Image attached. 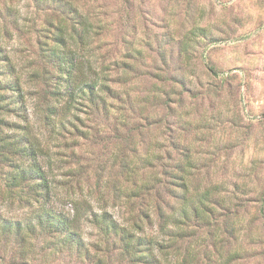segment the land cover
<instances>
[{
    "label": "rangeland",
    "instance_id": "374dc122",
    "mask_svg": "<svg viewBox=\"0 0 264 264\" xmlns=\"http://www.w3.org/2000/svg\"><path fill=\"white\" fill-rule=\"evenodd\" d=\"M63 47L98 105L51 94ZM29 141L43 190L9 185ZM101 215L148 264H264V0H0V264H129Z\"/></svg>",
    "mask_w": 264,
    "mask_h": 264
},
{
    "label": "trees",
    "instance_id": "16d2710c",
    "mask_svg": "<svg viewBox=\"0 0 264 264\" xmlns=\"http://www.w3.org/2000/svg\"><path fill=\"white\" fill-rule=\"evenodd\" d=\"M74 24L81 26V31L78 32V37L80 40H83L85 38L84 34L87 33V21L84 22L76 19ZM58 43L60 44L62 41L58 40ZM48 56L60 61L59 70L62 67L65 69H61V72H65V74L61 82L58 83L54 90H52V95L57 99H62L67 102V104H72L75 101L74 99L76 96H87L92 104L98 105L101 92L105 91L106 84L97 80L91 82L90 78L86 76V66L84 65V62L88 61L83 58L80 59L73 49L65 50L64 47L61 48L57 57H54L53 54H48ZM57 109V105H54L50 108L49 113H56ZM22 137H24V135H22ZM5 149L11 150L13 153L19 152L18 156H24L23 161L29 162L27 166L29 167V170L28 172L26 171L27 175L25 172L22 174L19 172L15 173L9 181V185L18 187L20 181H22V183L25 182L26 185H29L32 181L35 182V186L37 185L38 188H42V190L49 187L47 177L45 176L46 174H44L41 165L38 164L36 159L37 150L30 141L22 147H16L15 145L10 144ZM30 161L32 163H30ZM43 209L45 208H40L42 211L39 213L42 214L38 219L39 224L42 225L43 228L63 233L64 242L75 243V245L80 244V241L76 238L75 232L70 229L71 227L69 226L68 220H66L67 218L61 217L60 215H53V212ZM106 217L107 216L105 215H101V217H99L100 223L97 220L100 224V228H103V235L106 238L108 237L112 240H118L120 246L118 248L119 252L123 257H126L127 262L129 264H148L150 262L149 257L151 256L150 253L152 252V247L144 245L142 240H145V243L149 242V240L141 237L135 238L136 236L129 235L128 232L124 231L123 227H118L114 220ZM73 221V219H70L69 222L72 223ZM8 223L9 230L14 229V224L16 223L11 221H8ZM100 264L104 263L101 261Z\"/></svg>",
    "mask_w": 264,
    "mask_h": 264
}]
</instances>
